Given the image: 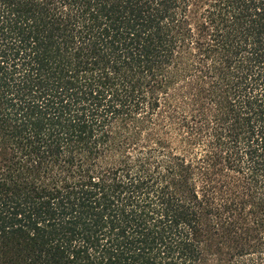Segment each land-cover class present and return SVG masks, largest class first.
I'll return each instance as SVG.
<instances>
[{
    "label": "trees",
    "instance_id": "trees-1",
    "mask_svg": "<svg viewBox=\"0 0 264 264\" xmlns=\"http://www.w3.org/2000/svg\"><path fill=\"white\" fill-rule=\"evenodd\" d=\"M0 264H264V0H0Z\"/></svg>",
    "mask_w": 264,
    "mask_h": 264
}]
</instances>
